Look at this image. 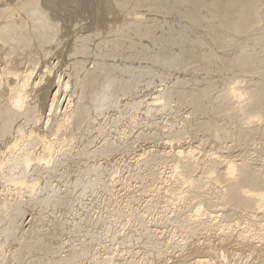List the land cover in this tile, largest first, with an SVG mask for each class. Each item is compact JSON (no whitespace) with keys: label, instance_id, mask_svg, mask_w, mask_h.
<instances>
[{"label":"rangeland","instance_id":"1","mask_svg":"<svg viewBox=\"0 0 264 264\" xmlns=\"http://www.w3.org/2000/svg\"><path fill=\"white\" fill-rule=\"evenodd\" d=\"M35 1L37 3L36 5L33 6L32 4H30L32 2L31 0H0V74H5L6 72L11 71L16 74L18 73L19 75L20 74L23 75L24 73H26V71L27 72L32 71L31 72L33 74L32 78L34 80L31 79L29 88L31 85L33 86H31L32 88H30L31 92H29L30 89L28 87L27 88L29 90L27 89V91L29 92V95L31 97V102H34V100H36L35 104L39 105L38 109H40V111L42 110L41 112L38 111L36 113L38 116L36 117L35 122H31L27 124V122L24 121V119L20 118L19 124H18V119H19L18 118L17 123L15 122L14 129L12 131L13 134L11 133L12 137L10 136L7 142H3L2 144H0V149H1L0 150V179H1L0 180V207H2L0 208V224H2L0 225V227L2 228V229L0 228V248L3 246V248L0 249V255L2 254L0 257V264H25V263L26 264H35V263L37 264H42V263L43 264H56V263L57 264H97V263L104 264L103 262H105L108 259H111L113 262L115 261L116 263L114 264H144L146 262L148 264H264V217H261V218L259 217L261 220H258L259 219L258 217H254V218L251 217L253 221L250 218L249 220L248 218L243 220L240 214H238L237 212H233L231 217H228V219L226 217V219H224L223 214H222L223 210H221L220 207H217V208L210 207L211 209H214V211L215 209L218 210L216 213L213 212L214 214L212 215L219 214V216L217 215V219L215 218L214 219L215 221L213 222L219 223L218 221L220 222L222 221L221 224L222 225L225 224V228L224 226H223V229H221L222 227L221 228L218 227V229L215 228V230L208 229V228L207 229L202 228V231H201L200 229L196 230L195 227L191 225H182V224L177 225L171 219L173 218V215L175 214L173 208H177L176 205L177 206L179 205V211L182 210L181 213L183 214L185 211V216H187V214L190 216L192 215L190 213H193L192 211L195 209V207H197L199 203L196 200H192L193 202L197 204V205L196 204L194 205L193 202L191 201L187 200L188 201L187 203L185 201L181 203V201L179 200L180 203L183 205L181 206V204L179 203L178 200H176L174 195L173 196L175 200L171 198L172 190H170L171 193L167 189H165V187H161L163 189L160 190L158 188L159 187L158 184L155 181L156 180L155 177L153 178L149 173V168L153 169L151 167H155L156 169L158 167L159 170H155V171H158L159 176L161 175L160 173L161 171H162V174L164 175L166 174L165 176L170 175V172H169L170 162H168L167 159L165 160L164 158H162L163 159L162 160L159 158L162 152H163L162 154L164 155V152L166 153L170 151L169 149H166L167 144L165 143L166 142L165 140L168 137L169 138L172 137L170 135H174L173 137H175V142L176 140L180 139L179 143L180 144L182 143L181 144L182 146L184 145L187 146L185 148L188 149V147L190 148L193 147L192 150L195 149L194 152H196L197 156L200 158H203V157L205 158L206 157L205 154L211 155L214 152L215 156H218V158H220V155H219L220 153L221 156L225 157V159L237 158L236 160H238V162L241 161L240 159L248 158L247 160L252 162L253 165L255 166L257 165L256 166L257 168H260V169L264 168V134L263 135L260 134L264 132L263 130L264 129V92L260 91L261 84L264 82V64L254 66L252 68H246L244 70H241V68H237V67L231 68L232 70L230 68H226L228 69L227 71L226 69H223L225 67H222L221 69V68H218V66H214V67L209 66L208 68L207 60L204 58V54L210 51L214 52L215 54H218V55L220 54L221 56H225L226 58L227 57L229 58V56H232L233 58V57H236V55L239 56L240 53H237V52H240L241 48L245 46L247 48L254 47V45L253 46L249 45V43L247 42L248 41L247 37H250V36L258 37L259 34H264V31L261 32V29L264 30V18L262 17L261 21L258 18L257 19L252 18L250 20H247L246 24L243 27H240L237 24L238 18L236 16H229L225 19V22L220 23L215 20L214 11L208 8L210 6L206 4L208 7L202 8L199 14L194 15V17L197 18L198 25H200L198 27V25H196L195 23H192L189 18L187 19L186 15L184 14L185 6L184 7L182 6L183 8L182 9L180 8L178 10H173L171 6L170 7L168 6L167 8L163 7V6H166L168 2L169 3L173 2V0H161L159 3H156L153 6H151L152 3H146L145 0H35ZM262 1L263 0H261V2L259 3V6H260L259 8L264 10V1L263 2ZM261 5L263 6L261 7ZM224 11H226V9ZM256 13L257 14L260 13V10H258V12ZM137 18L138 19L140 18L141 21H143L144 27L148 25L151 28V30L143 32L142 34L139 33L141 35L136 33L137 31L132 29L130 26L134 23L135 19ZM185 18L187 19L186 21H185ZM178 22H181V23H178ZM187 22L190 24H187ZM213 23L215 25H212ZM217 23L221 24V27H216ZM182 27L183 29L184 28L185 29L183 30ZM36 30H38L39 33L34 36L33 34ZM215 31L222 32L224 36L226 37L225 43L222 46H220V44H217V43L213 44L212 42L211 33H214ZM175 33L177 35L178 34L183 35L186 33L185 34L186 36L184 35V38L187 42L185 41L183 44L175 43V41H173V37L177 36ZM125 37H127L128 39H126ZM124 38L126 40H124ZM12 40L17 44L20 43L22 47L19 50H16L15 48H13L10 44ZM24 40L25 42L21 43ZM239 40L242 42H240ZM172 41L173 43H171ZM190 41L198 42L202 46L200 48H199L200 45L197 46L198 48L196 47L197 49H195L192 52V58H191L190 64L189 63L185 64L186 62L183 64L180 62H173V61L171 62L168 58H166L165 54L169 56L174 55L181 59L182 58L187 59L189 55L185 50H187L186 47L189 46ZM210 41L212 43H210ZM116 42L120 44V47L114 49L113 51L112 45ZM233 42L235 43L233 44ZM209 44L210 45L212 44L211 45L212 47H210ZM263 45L264 43L260 44L259 46H255L256 52L264 53L263 52L264 48H262ZM227 48H229V50ZM176 49H177V53H176ZM173 51H175V53ZM185 52L187 54L184 55ZM107 53H109L111 57L110 56L104 57V55H108ZM101 62H108L107 64H109L108 65L109 67L112 66V68L117 69L118 71H115V72L119 73L117 74L118 75L117 77H119L120 83L121 82L126 83L129 88L127 87L126 91L125 90H123V92L120 91L114 101V103L116 104L113 103L114 104L113 106L112 103H109L108 107H106L103 111H98V110L95 111L96 108L94 107L96 103H93V102L89 103L90 99H88L89 100L88 101L87 96H90V95H88L87 92H90L91 94V91L88 89L89 91L87 90L85 92L87 94H85L84 96L86 98V101L88 102H86L84 99L83 101L81 100L80 102L83 103L85 101L84 106H86V103L87 105L89 104L92 105V109L90 105V108L88 111L89 112L88 118H87L88 122L87 123L86 121L85 123L83 122L85 125L88 123L90 124L88 126L87 125L77 126L74 123H71L73 122L72 120L73 118H71L73 117L72 111H74L72 108H75L74 106H76V104L78 103L76 102V99L80 94L78 92H80L79 90L81 89L80 86H82L81 84L85 78L84 75L88 74L86 72L92 71L94 68H97L96 66H98L99 65L98 63H101ZM141 62L143 63V65H141L142 64ZM194 62H197V63H194ZM193 64H195V66H192ZM183 65L185 68L183 67ZM44 67L47 69H45ZM123 69L125 70V72ZM104 72L106 73L104 75V78H105V76L108 75L110 72H108V74H107V71H104ZM185 73L186 74L188 73V74L186 75ZM17 75L12 73L9 77H12V76L14 77ZM101 76L100 78L101 80H103L104 79L103 75ZM69 77H71L72 79H70ZM67 80H71V82L69 81L68 82L69 84H68ZM187 80H189V82ZM60 81L61 82L63 81V82L60 83ZM65 82L66 84H64L63 86V83ZM9 84L10 83L4 82L3 86L1 87L2 88L1 90L5 91V93L6 91L8 92V94L3 93V96L5 97H7L6 95L10 94L8 90ZM37 84H39L38 87L40 86L39 87L40 89L37 87ZM40 84L42 85L43 88H41ZM67 84L68 86H65ZM48 85H50V87L52 85L53 87L49 88ZM59 85H62L63 88L65 87L63 89L60 86L62 90L58 98V102L63 103V104L61 103L62 105H61L60 110H63L64 113L62 111L61 112L57 111V113L55 112L56 113L55 115H53L54 113L51 114L52 115L51 117L53 119L50 117L51 120L49 119L50 120L49 122V120H46L47 118H45V115L48 114L47 108H48L49 95H50L51 90L54 87L56 88L57 86H58L57 88H59ZM138 85L140 86L138 87ZM177 85L178 87L180 86L179 89L177 88ZM232 85H235L237 88L236 89L237 92L236 93L234 92L235 94L233 92L232 93L229 92L228 90V88ZM35 86H36V89H35ZM78 86H79V89L77 90ZM189 86L190 87L192 86V88L190 89ZM46 87L49 90H47ZM188 87L190 90L188 89ZM170 88L172 91L179 90L184 93H185V90L186 92H188V90L193 91V92L195 91L199 92V91H202L203 89L209 88V92H205L203 95H201L202 97H200L199 99V104L204 103L207 105L209 101L208 97H213L216 99L218 98L219 100L226 101L225 105L223 106L224 111L226 112L225 119L224 117H221L222 118L221 119L220 114H218L216 111L214 112L213 110H209V112L204 113V114H199L192 110V105H190L189 103L184 104L183 102H181L180 99H177L176 97L174 98L167 97L166 92L169 91ZM181 89L184 91H182ZM45 90L48 92V94ZM140 93H141V96H140ZM237 93H242V95L239 97ZM159 94H160V98L158 97ZM162 95H163V98L161 99ZM70 98H72V101L74 100V102H72ZM157 98H159L160 100L156 101ZM163 99H167V100L164 101ZM160 101H163L162 105H165V106H162V109L160 108L161 107L160 104H159L160 107L159 105H157ZM179 101L181 104L179 103ZM31 104L33 105V103ZM155 106L159 108L157 109ZM187 106H189V108ZM120 107H122L121 108L123 109L122 111L120 110ZM140 107L142 108L140 109ZM114 108L115 110H112ZM67 110L68 111L70 110V111L68 112ZM105 110L106 111L108 110V111L106 112ZM171 111H174V112H171ZM66 112L68 116L70 115L69 122H66V126H68L69 129L65 127L64 125L65 128L64 127L63 128L65 130H63V128L62 130H60V133L62 132V134L58 133L57 135L56 133L55 135L54 130L50 131L49 128L53 129L51 127L54 125L55 120L57 121V119H59L60 114L58 113H62L60 116L61 117L60 119H62L64 118V115L66 116ZM70 113H72V115ZM200 113H203V112H200ZM94 115L95 116L97 115V116L94 117ZM215 115H219L220 119L217 118V116ZM42 118H43L42 120L43 122L40 121ZM66 118L67 117H65V119ZM53 120H54V123L51 122ZM174 120L176 121L174 122ZM205 120H208V121L212 120L214 121L213 123L214 124L216 123L218 126L217 127L212 126L213 130H208V129L206 130L205 128L204 130L202 128L203 129L202 131L200 125L202 124L201 122L204 123ZM46 122L47 124H45ZM170 122L172 123L174 122V123L173 124L171 123L170 125ZM34 123L36 124L34 125ZM69 123L71 125H69ZM196 123H199V124H196ZM73 124L75 125V127L72 126ZM197 125L198 127H196ZM31 126H32V130H31ZM71 126H72V129H71ZM33 127H35L34 132L35 133L38 132V133L33 134L34 132H31L33 131ZM79 127H81L82 129L81 128L79 129ZM38 128L40 129L38 130ZM180 129L182 130V134L180 132L181 131ZM26 130L27 131L30 130V131L27 133ZM47 130L49 131V133ZM67 130L68 132H66ZM43 131H45L48 134L47 135L48 137L50 138L54 137L53 139L55 140L54 151L50 155L51 159H49L50 158L48 156L49 153L45 152L46 149L44 145L42 144V142L36 140L37 134L43 135L45 133ZM63 131L65 132L63 133ZM27 134L28 136L30 135L31 138L28 137ZM24 135L27 136L24 139L25 142L23 141L24 143L22 142L20 144L21 146L19 145L18 147H16V149L15 147L12 148V146L14 145V142H16L20 136L23 137ZM176 135L180 136L181 138L177 137ZM60 138H61V141H60ZM92 138L94 139L92 140ZM32 140L33 141L36 140L37 142L34 141L35 143H33ZM62 140L63 141L65 140V141L62 142ZM66 143H68V145ZM112 143L113 145H111ZM106 145H108L107 146L108 148H109V145L110 147L113 148V150L112 148H109L110 149L109 151L111 152L113 151L112 153L111 152H108V154L105 153L104 150L107 149V147H105L104 149V146ZM33 147H35L34 149L36 150V153H38L41 157L43 156L42 158L40 157V159L41 160L43 159V160L42 161L40 160V162H37L38 164H36V166H34V163H33L35 162V160L30 159V158L27 161L25 160V158H27L28 156L26 157V154L24 151L27 150L28 152ZM162 148L163 150H161ZM4 149H6L5 152H3ZM11 149L12 150L14 149V150L12 151ZM216 152H218V154ZM82 154H84L85 156L87 155V156L85 157ZM155 155H156V158H155ZM61 156L63 158H61ZM18 157L21 159L18 160L19 159ZM44 157L48 159H44ZM224 157H221V159L225 160ZM68 158L70 160L72 159L71 161L73 163L69 161ZM147 159L149 160V162L145 163ZM25 163L27 165H25ZM150 163H151V166H150ZM23 164L25 165L24 168H26L27 166V169H25L26 171L25 173L27 174V177H28L27 179H29V181L31 179L32 182L34 181V183L35 182L37 183L39 181L38 184H36L37 189L35 187L33 190L32 189L29 190L27 186L21 187V186H18L17 184L15 185L14 183H12V180H11L12 178L18 177L20 174L24 176L23 175L24 169L23 170L20 169L23 166ZM146 164L149 165L150 167L146 166ZM4 165L7 169L4 167ZM37 165L38 166L40 165L39 166L40 168ZM44 166L45 167L47 166V168L44 169L45 168ZM72 167L74 168L72 169ZM38 168L39 170L33 172V170H36ZM16 169L17 170L20 169V170L14 171ZM128 169H130L131 171H128ZM40 170H42L43 173ZM46 170H51V171L47 172ZM81 170L84 171L85 173L82 172ZM92 170L94 171V173L96 171V174L92 173L93 172ZM5 171L6 173L8 172L7 174H10L11 176L4 173ZM38 171H40L41 174ZM12 175L14 177H12ZM90 175L92 178L89 177ZM85 176L87 177V179L84 178ZM173 179H176V178H173ZM145 182L148 184L145 185ZM143 183H144V186H142ZM12 185H14L15 188H13ZM183 185L185 186L187 184L186 183L182 184L181 187L178 188V190L182 188V190H180L181 192H183L184 189H186L187 187L185 186L183 189L182 187ZM78 187H80L81 189ZM104 188L107 192L104 190ZM17 189L20 190V192ZM157 189L160 191H158ZM14 192L16 195H14ZM155 192L157 194L154 195ZM58 193L59 194L61 193V194L59 195ZM166 193H168L170 196ZM47 195L49 197H47ZM162 195H164V197H162ZM51 198H53L54 200H52ZM8 199H10V201ZM36 199L37 201H35ZM162 200L163 202H160ZM4 201H6V203H4ZM7 201L10 203H8ZM149 202L151 203V205ZM162 204L163 206H161ZM57 206H59L60 208ZM131 206H133V208ZM220 206H222V204ZM223 207L226 212L230 211V210H226V207L228 206H223ZM33 208L35 211L33 210ZM109 209H111L112 211ZM228 209H230V207ZM165 210L168 212L170 211L169 212L170 214L168 212H165ZM8 213L10 215H8ZM49 213L51 214L49 215ZM52 214L53 216H51ZM12 215L15 217H13ZM65 215H66V218H65ZM79 215L81 216V218ZM40 216H42L41 217L42 219L40 218ZM9 217L12 218V220L10 219L11 221L9 220ZM204 217L206 219L208 215ZM208 218L212 219L211 216ZM256 218L258 221H255ZM164 219H167V221H165ZM246 221H250V222H246ZM66 223H68L67 226H66ZM258 223H260V225H258ZM174 224L177 226H175ZM53 225L55 226L54 228H52ZM259 226L262 228H259L257 232V229ZM3 227L5 229H3ZM124 227H127L129 229L124 228ZM246 227L247 228L249 227L250 229L249 228L248 229L250 231H253V232L255 231L254 238L251 241L252 244L248 243L247 241L248 239L246 237L243 238L241 236L240 241H236V242H235L236 238L226 237L230 233L229 231H232V230L237 231L239 229L246 228ZM216 229L218 231H216ZM224 229H226L227 231L225 230L226 231L225 232ZM12 231H15V232H12ZM236 231H235V234H237L238 232ZM12 234L14 236L13 238H12ZM151 234H153V236ZM35 239L36 240L38 239L36 243L34 241ZM129 240H131V242ZM32 241H34L33 244L35 243V245L38 242L39 243L43 242L44 246H45V243L47 245L49 244V246L47 245L45 246L46 248L48 247L47 248L48 251L46 249L37 250L39 252L38 253L35 249V245H32ZM84 242L85 244H83ZM167 243H168V246H167ZM29 244H31V246ZM157 244H160V245H157ZM26 246L29 248L27 249ZM78 248H80V250ZM154 248L156 249L155 251H154ZM151 249H153V252ZM53 250H54V253H53ZM34 251L36 254L34 253ZM20 252L21 254H19ZM76 252L78 254H75ZM98 252L100 254H98ZM57 255L59 256L57 257ZM108 255H110V257ZM73 256H75V258ZM105 257L106 258L108 257V258L106 259ZM35 259L38 262H36ZM98 259L100 260L98 261ZM18 260L22 263H19ZM101 260L103 262L100 263ZM209 260H211V262H209Z\"/></svg>","mask_w":264,"mask_h":264},{"label":"bare ground","instance_id":"2","mask_svg":"<svg viewBox=\"0 0 264 264\" xmlns=\"http://www.w3.org/2000/svg\"><path fill=\"white\" fill-rule=\"evenodd\" d=\"M32 2L30 3V4H32L33 6L34 5H36V1L35 0H31ZM146 1V3H152L151 4V6H153L154 4H156V3H159L161 0H145ZM179 1V2H178ZM264 1V0H263ZM262 1V2H263ZM261 2V0H173V2H168V4L166 5V6H163L164 8H167L168 6L170 7H172V9L173 10H178V9H182L184 6V8H185V15H186V17H187V19L189 18L190 20H191V22L192 23H195L196 25H198V23H197V18H195L194 17V15L195 14H199V12H200V10L202 9V8H204V7H208L206 4H208L210 7H208V8H210L211 10H213L214 11V14H215V20L216 21H218V22H220V23H222V22H225V19L227 18V17H229V16H236L238 19H237V24L240 26V27H243L245 24H246V22H247V20H250V19H260V21H261V18L263 17L264 18V10L263 9H261V8H259L260 6H259V3ZM189 4V5H188ZM190 4H192V5H190ZM261 4H263V3H261ZM183 6V7H182ZM263 5H261V7H262ZM226 9V11H224ZM258 10H260V13H256V12H258ZM141 14V13H140ZM175 17V16H174ZM136 18V17H135ZM182 18V17H181ZM186 18H185V21L187 20ZM132 20H134V19H132ZM184 20V19H183ZM214 20V21H215ZM190 22V21H189ZM178 23H181V22H178ZM177 24V23H176ZM187 24H190V23H188L187 22ZM212 25H215L214 23L212 24ZM176 26H178V25H176ZM192 26V25H191ZM200 25H198V27H199ZM132 29H134L135 31H137L136 33H143V32H146V31H149V30H151V28L148 26V25H146V27H144V25H143V21H141V19L139 18H137V19H135V21H134V23L130 26ZM197 27V28H198ZM216 27H221V24H219V23H217V25H216ZM180 28V27H179ZM130 29V28H129ZM182 29H183V27H182ZM185 29V28H184ZM183 29V30H184ZM187 29V28H186ZM191 29H192V27H191ZM179 30H181V29H179ZM198 30V29H197ZM178 31V30H177ZM189 31V30H188ZM262 31H264L263 29H261V32ZM176 32V31H175ZM187 32V31H186ZM201 32H203V31H201ZM39 32H38V30H36L35 32H34V36L36 35V34H38ZM135 33V34H136ZM141 34H139V35H141ZM176 34V33H175ZM186 34V33H185ZM185 34H176L177 36H174L173 37V41H175V43H178V44H183L186 40H185V38H184V35ZM210 34V33H209ZM173 35V34H172ZM188 35V34H187ZM203 35V34H202ZM186 36V35H185ZM204 36V35H203ZM205 37V36H204ZM256 36H250V37H247V39H248V43H249V45H251V46H253L254 45V47H251V48H247L246 46L245 47H243V48H241V50H240V52H237V53H240L239 54V56H237L236 55V57H233L232 58V56H229V58L227 59L225 56H221L220 54L218 55V54H215L214 52H208V53H206V54H204V58L207 60V64H208V68H209V66H211V67H214V66H218V68H221L222 69V67H225V68H223V69H226V68H234V67H237V68H241V70H244V69H246V68H252V67H254V66H258V65H260V64H264V53H262V52H260V53H258V52H256V50H255V46H259L260 44H262V43H264V34H259L258 35V37H256ZM126 39H128L127 37H125ZM124 38V40H126ZM160 39V38H159ZM211 39H212V42H213V44L215 43H217V44H220V46H222L224 43H225V40H226V37L224 36V34L222 33V32H220V31H215L214 33H211ZM161 41V40H160ZM173 41L171 42V43H173ZM202 41V40H201ZM201 41H199V42H201ZM205 41V40H204ZM240 41V40H239ZM245 41V40H244ZM25 42V40L24 41H22L21 43H24ZM169 42V41H168ZM187 42V41H186ZM211 41H210V43H212ZM236 42V41H235ZM235 42H233V44L235 43ZM240 42H242V41H240ZM209 43V42H208ZM239 43V42H238ZM11 46L13 47V48H15L16 50H19L22 46H21V44L20 43H15L13 40L11 41ZM164 44H166V43H164ZM188 44V43H187ZM205 44H206V42H205ZM237 44V43H236ZM245 44V43H244ZM173 45V44H172ZM200 45V43H198V42H193V41H190L189 42V46L188 47H186L187 48V50H185L187 53H188V55L190 56V58H189V56H188V58L187 59H181V58H179V57H176V56H174V55H172V56H169V55H167V54H165L166 55V58H168L171 62L173 61V62H180V63H185V64H187V63H189L190 64V61H191V58H192V52L195 50V49H197L198 47L197 46H199ZM210 45V44H209ZM212 45V44H211ZM210 45V47H212ZM144 46V45H143ZM152 46V45H151ZM164 46V45H163ZM166 46V45H165ZM237 46V45H236ZM120 47V44L118 43V42H116V43H114L113 45H112V50L114 51V49H116V48H119ZM153 47V46H152ZM162 47V46H161ZM167 47H168V45H167ZM174 47V46H173ZM182 47V46H181ZM197 47V48H196ZM200 47H202L201 45L199 46V48ZM214 47V46H213ZM216 47V46H215ZM224 47H226V46H224ZM229 47V46H228ZM231 47V46H230ZM238 47H240V46H238ZM158 48V47H157ZM156 48V49H157ZM163 48H165V47H163ZM175 48H177V47H175ZM235 48V47H234ZM262 48H264V45H263V47ZM172 49H174V48H172ZM222 49V48H221ZM228 50H229V48H227ZM148 50V49H147ZM169 50H171V49H169ZM191 50V51H190ZM211 50V49H210ZM226 50V49H225ZM238 50V49H237ZM117 51V50H116ZM115 51V52H116ZM160 51V50H159ZM158 51V52H159ZM179 51V50H178ZM197 51V50H196ZM236 51V50H235ZM263 51V50H262ZM143 52H144V50H143ZM163 52H165V51H163ZM174 53H175V51H173ZM184 53V55L185 54H187V53ZM226 52V51H225ZM233 52V51H232ZM264 52V51H263ZM165 53H167V52H165ZM176 53H177V49H176ZM182 53V52H181ZM202 53V52H201ZM214 53V54H213ZM108 55H104V57H109L110 56V54L109 53H107ZM156 54V53H155ZM230 54H231V52H230ZM233 54H235V53H233ZM160 55V54H159ZM180 55V54H179ZM183 55V54H182ZM195 55V54H194ZM198 55H200V54H198ZM145 56V55H144ZM143 56V57H144ZM196 56V55H195ZM111 57V56H110ZM164 57V56H163ZM185 57V56H184ZM231 57V58H230ZM132 58V57H131ZM152 58V57H151ZM165 58V57H164ZM194 58H196V57H194ZM199 58V57H198ZM130 59V58H129ZM205 59H203V60H205ZM194 60V59H193ZM197 60H199V59H197ZM196 60V61H197ZM49 61V60H48ZM111 61V60H110ZM164 61V60H163ZM195 61V60H194ZM125 62V61H124ZM166 62V61H165ZM168 62V61H167ZM193 62V61H192ZM201 62H203V61H201ZM108 62H101V63H98L99 65L98 66H96L97 68H94L92 71H88V72H86V73H88V74H86V75H84V80H83V82H82V86H80L81 87V89H79V86H78V88H77V90L79 89L80 90V92H78V93H80L79 94V96L77 97V99H76V102H78L77 104H76V106H74L75 108H72L74 111H72L73 112V117H71V118H73L72 120H73V122H71V123H74L75 125H77V126H79V125H85L84 123H85V121H86V123L88 122V120H87V118H88V111H89V108H90V105L91 104H89V103H91V102H93V103H96V105H95V107L94 108H96L95 109V111L96 110H98V111H103L106 107H108V104L109 103H112V105L114 106V104H116V103H114V101H115V98L117 97V95L119 94V92L120 91H122L123 92V90H125L126 91V89H127V84L126 83H123V82H121L120 83V81H119V77H117L118 75L117 74H119L118 72H115V71H118L117 69H115V68H112V66L111 67H109L108 65L109 64H107ZM128 63V62H127ZM142 63V62H141ZM194 63H197V62H194ZM37 64V63H36ZM47 64V63H46ZM49 64V63H48ZM57 64V63H56ZM118 64V63H117ZM120 64V63H119ZM145 64V63H144ZM149 64V63H148ZM184 64V65H185ZM29 65V64H28ZM34 65V64H33ZM141 65H143V63L141 64ZM181 65V64H180ZM184 65H183V67H184ZM123 66V65H122ZM161 66V65H160ZM173 66V65H172ZM192 66H195V64H193ZM191 66V67H192ZM46 67V66H45ZM44 67V68H45ZM119 67V66H118ZM171 67V66H170ZM179 67V66H178ZM182 67V66H181ZM182 67V68H183ZM196 67H197V65H196ZM204 67V66H203ZM88 68V67H87ZM163 68V67H162ZM185 68V67H184ZM188 68H190V67H188ZM201 68V67H200ZM34 69V68H33ZM35 69H36V67H35ZM45 69H47V68H45ZM51 69V68H50ZM125 69V68H124ZM123 69V70H124ZM165 69V68H164ZM163 69V70H164ZM168 69V68H167ZM170 69V68H169ZM179 69V68H178ZM177 69V70H178ZM204 69V68H203ZM52 70V69H51ZM90 70V69H89ZM159 70V69H158ZM171 70V69H170ZM183 70V69H182ZM185 70V69H184ZM190 70V69H189ZM207 70V69H206ZM210 70V69H209ZM208 70V71H209ZM220 70V69H219ZM227 71H228V69H226ZM225 70V71H226ZM232 70V69H231ZM230 70V71H231ZM104 71H107V74H108V72H110L108 75H106L105 76V78H104V75L106 74ZM138 71H139V69H138ZM142 71V70H141ZM167 71V70H166ZM179 71V70H178ZM212 71V70H211ZM225 71H224V73H225ZM226 71V72H227ZM32 71H29V72H27L26 71V73H24L23 75H19L18 73V75L16 74V73H14V72H11V71H8V72H6L5 74H0V144H2L3 142H7V140H9L8 138L11 136V133H12V131H13V129H14V125H15V122L17 123V119H18V124H19V120H20V118L21 119H24V121H26L27 122V124L28 123H31V122H35V119H36V117L38 116L36 113L38 112V111H40V109H38L39 107V105L38 104H35V101L36 100H34V102H31V97H30V95H29V92H31V89L30 88H32L31 86H33V85H31L30 86V88H29V85H30V82H31V79H33L32 78V73H31ZM123 72V71H122ZM124 72H125V70H124ZM132 72V71H131ZM173 72V71H172ZM194 72V71H193ZM192 72V73H193ZM219 72V71H218ZM10 73V74H9ZM15 74V75H17V76H12V77H9L11 74ZM42 73V72H41ZM104 73V74H103ZM129 73V72H128ZM139 73H141V72H139ZM144 73V72H143ZM143 73H142V75H143ZM149 73V72H148ZM161 73V72H160ZM183 73V72H182ZM43 74V73H42ZM48 74V73H47ZM82 74V73H81ZM186 74V73H185ZM188 74V73H187ZM186 74V75H187ZM197 74H198V72H197ZM196 74V75H197ZM49 75V74H48ZM101 75H103V80H101V78H100V76ZM133 75V74H132ZM138 75H140V74H138ZM148 75V74H147ZM180 75V74H179ZM190 75V74H189ZM211 75V74H210ZM50 76V75H49ZM123 76V75H122ZM163 76V75H162ZM102 77V76H101ZM125 77H127V76H125ZM131 77V76H130ZM133 77V76H132ZM137 77V76H136ZM140 77V76H139ZM179 77V76H178ZM185 77V76H184ZM183 77V78H184ZM198 77H200V76H198ZM70 79H72L71 77H69ZM129 78V77H128ZM192 78V77H191ZM60 79V78H59ZM58 79V80H59ZM101 81H100V80ZM146 79V78H145ZM175 79V78H174ZM187 79H188V77H187ZM34 80V79H33ZM61 80V79H60ZM157 80V79H156ZM186 80V79H185ZM198 80V79H197ZM38 81V80H37ZM71 82V80H67V83L68 82ZM99 81V82H98ZM124 81V80H123ZM152 81V80H151ZM154 81V80H153ZM179 81H181V80H179ZM184 81V80H183ZM188 82H189V80H187ZM4 82H6V83H10L9 85H8V90H9V92H10V94L9 95H6L7 97H5V96H3V93H5V91H3V90H1L2 88V86H3V84H4ZM40 82V81H39ZM63 82V81H62ZM61 81H60V83H62ZM126 82V81H125ZM141 82V81H140ZM172 82V81H171ZM173 82H174V80H173ZM186 82V81H185ZM184 82V83H185ZM33 83V82H32ZM37 83V82H36ZM35 83V84H36ZM58 83V82H57ZM177 83V82H176ZM176 83H174V84H176ZM179 83V82H178ZM183 83V82H182ZM64 84H66V82L65 83H63V86H64ZM69 84V83H68ZM68 84L67 85H65V86H68ZM74 84H76V83H74ZM132 84V83H131ZM138 84V83H137ZM139 84H141V83H139ZM171 84V83H170ZM173 84V85H174ZM38 85L39 84H37V87H38ZM41 85V84H40ZM161 85V84H160ZM49 86V88H52L53 86L51 85V87H50V85H48ZM55 86V85H54ZM60 86L62 87V85H59V88H53L52 90H51V92H50V95H49V100H48V114L47 115H45V118H47L46 120H49L50 119V117L52 116L51 114H53V115H55L56 113H57V111H62L63 113H64V111L63 110H60L61 109V105L63 104L62 102V104L60 103V102H58V98H59V95L61 94V88H60ZM140 85H138V87H139ZM204 86V85H203ZM30 89V91L28 92L27 91V89L28 88ZM40 87V86H39ZM38 87V88H39ZM180 87V86H179ZM179 87H178V85H177V88L179 89ZM190 87V86H189ZM189 87H188V89H189ZM201 87V86H200ZM41 88H43L42 87V85H41ZM63 88V87H62ZM65 88V87H64ZM63 88V89H64ZM129 88V87H128ZM168 88V87H167ZM173 88H175V87H173ZM192 88V86L190 87V89ZM210 88V87H209ZM209 88H207V89H203L202 91H199V92H193V91H189L188 90V92H186V90H185V93L184 92H181V91H179V90H171V88L169 89V91H165L166 92V94H167V97H176L177 99H180L181 100V102H183L184 104H186V103H189L190 105H192V110L194 111V112H197V113H199V114H204V113H207V112H209V110H213L214 112L216 111L218 114H220V118L221 117H224V119H225V111H224V108H223V106L225 105V103H226V101H223V100H219L218 98L216 99V98H213V97H208L209 98V101H208V103H207V105L206 104H204V103H200L199 104V99H200V97H202L201 95H203L205 92H209ZM28 89V90H29ZM35 89H36V86H35ZM40 89V88H39ZM46 89L47 90H49L47 87H46ZM59 89V90H58ZM90 90L91 91V94H90V92H87L88 93V95H90V96H87V100L88 99H90V102L88 103L89 105H87V103H86V106H84L85 104H84V102L86 101V98L84 97L85 96V94H87V93H85L87 90ZM150 89V88H149ZM236 86L235 85H232V86H230L229 88H228V90H229V92H237L236 91ZM44 90V89H43ZM67 90V89H66ZM88 90V91H89ZM134 90V89H133ZM137 90V89H136ZM135 90V91H136ZM165 90H167V89H165ZM182 90V89H181ZM193 90H194V88H193ZM198 90H200V89H198ZM33 91V90H32ZM42 91V90H41ZM46 91V90H45ZM69 91V90H68ZM72 91V90H71ZM182 91H184V90H182ZM260 91H262V92H264V82L261 84V87H260ZM36 92V91H35ZM38 92V91H37ZM39 92H40V90H39ZM38 92V93H39ZM47 92V91H46ZM75 92H77V91H75ZM75 92H74V94H75ZM65 93V92H64ZM164 93V92H163ZM234 93V94H235ZM5 94H8V92L6 91V93ZM45 94V93H44ZM47 94H48V92H47ZM71 94H73V93H71ZM132 94V93H131ZM136 94V93H135ZM194 94H196V95H194ZM238 94V96L240 97L241 95H242V93H237ZM34 95V94H33ZM66 95V94H65ZM208 95H209V93H208ZM42 96V95H41ZM71 96H73V95H71ZM121 96V95H120ZM128 96V95H127ZM131 96V95H130ZM129 96V97H130ZM140 96H141V93H140ZM35 97V96H34ZM39 97V96H38ZM89 97V98H88ZM128 97V98H129ZM135 97V96H134ZM159 98H160V94H159V96H158ZM166 97V98H167ZM33 98V97H32ZM63 98V97H62ZM133 98V97H132ZM159 98H157L156 99V101L158 100H160ZM163 98V95L161 96V99ZM165 98V97H164ZM41 99V98H40ZM71 99V101H72V98H70ZM69 99V100H70ZM79 99V100H78ZM83 99L85 100L83 103H81L80 101L82 100L83 101ZM155 99V98H154ZM168 99V98H167ZM167 99H163L164 101L165 100H167ZM170 99V98H169ZM33 100V99H32ZM143 100V99H142ZM146 100V99H145ZM149 100V99H148ZM37 101H39V100H37ZM62 101V100H61ZM89 101V100H88ZM88 101H86V102H88ZM118 101V100H117ZM125 101V100H124ZM172 101V100H171ZM72 102H74V100L72 101ZM127 102V101H126ZM133 102V101H132ZM146 102V101H145ZM151 102V101H150ZM155 102V101H154ZM31 103H33V105L31 104ZM37 103V102H36ZM71 103V102H70ZM114 103V104H113ZM118 103V102H117ZM134 103V102H133ZM144 103V102H143ZM158 103V102H157ZM162 103H163V101H160L157 105H161V107H160V105H159V107L162 109V106H165V105H162ZM166 103V102H165ZM173 103V102H172ZM179 103H180V101H179ZM41 104V103H40ZM42 104H43V102H42ZM123 104V103H122ZM138 104V103H137ZM142 104V103H141ZM181 104V103H180ZM46 105V104H45ZM73 105V104H72ZM71 105V106H72ZM111 105V106H112ZM121 105V104H120ZM134 105V104H133ZM156 105V104H155ZM175 105V104H174ZM110 106V105H109ZM126 106V105H125ZM128 106V105H127ZM135 106V105H134ZM167 106V105H166ZM180 106V105H179ZM41 107V106H40ZM117 107V106H116ZM124 107V106H123ZM149 107V106H148ZM147 107V108H148ZM157 109L159 108V107H157V106H155ZM154 107V108H155ZM182 107V106H181ZM188 108H189V106H187ZM110 108V107H109ZM122 107H120V110L122 111L123 109H121ZM142 107H140V109H141ZM155 108V109H156ZM166 108V107H165ZM175 108V107H174ZM186 108V107H185ZM191 108V107H190ZM91 109H92V105H91ZM90 109V110H91ZM111 109V108H110ZM109 109V110H110ZM131 109V108H130ZM160 109V110H161ZM176 109V108H175ZM178 109V108H177ZM112 110H115V108L114 109H112ZM111 110V111H112ZM139 110V109H138ZM145 110V109H144ZM167 110V109H166ZM181 110V109H180ZM218 110V111H217ZM42 111V110H41ZM40 111V112H41ZM66 111V110H65ZM68 111V110H67ZM70 111V110H69ZM68 111V112H69ZM106 111V110H105ZM108 111V110H107ZM106 111V112H107ZM133 111H135V110H133ZM162 111V110H161ZM39 112V113H40ZM56 112V113H55ZM94 112V111H93ZM139 112V111H138ZM151 112V111H150ZM168 112V111H167ZM171 112H174V111H171ZM191 112V111H190ZM189 112V113H190ZM200 112H203V113H200ZM91 113V112H90ZM158 113V112H157ZM170 113V112H169ZM58 114H60L59 115V119H57V118H55V119H57V121L55 120V123H54V120L53 121H51L52 123H54V125L51 127V126H49V127H51V128H53V129H50L49 128V130L51 131H53L54 130V134L56 135V133H57V135H58V133H60V130H62V128L64 127V125H65V127H67L68 128V126H66V122H69V117H70V115L68 116L67 115V112H66V116L64 115V118H62V119H60L61 117V114L62 113H58ZM71 115H72V113H70ZM93 114V113H92ZM112 114V113H111ZM129 114V113H128ZM150 114V113H149ZM165 114V113H164ZM191 114V113H190ZM42 115V114H41ZM40 115V116H41ZM90 115V114H89ZM105 115V114H104ZM144 115V114H143ZM153 115V114H152ZM175 115V114H174ZM178 115V114H177ZM97 116V115H96ZM95 115H94V117H96ZM103 116V115H102ZM137 116H138V114H137ZM169 116V115H168ZM215 116H217V118H219V115H215ZM54 117H56V116H54ZM65 117H67L66 119H65ZM99 117V116H98ZM107 117V116H106ZM111 117V116H110ZM117 117V116H116ZM119 117H120V115H119ZM129 117H130V115H129ZM188 117V116H187ZM213 117V116H212ZM52 118V117H51ZM70 118V119H71ZM122 118V117H121ZM177 118H178V116H177ZM219 118V119H220ZM53 119V118H52ZM103 119V118H102ZM112 119V118H111ZM222 119V118H221ZM259 119H261V118H259ZM38 120V119H37ZM43 120V118L40 120L41 122H43L42 121ZM51 120V119H50ZM50 120H49V122H50ZM91 120V119H90ZM133 120V119H132ZM212 120H213V118H212ZM212 120H210V121H208V120H205L204 121V123L203 122H201L200 124V126H201V129L203 128H205L206 130L208 129V130H213V127L212 126H215V127H217L218 125L215 123H213L214 121H212ZM23 121V120H22ZM95 121V120H94ZM93 121V122H94ZM110 121V120H109ZM113 121V120H112ZM176 120H174V122H175ZM219 121V120H218ZM40 122V123H41ZM84 122V123H83ZM92 122V121H91ZM104 122H106V121H104ZM127 122V121H126ZM125 122V123H126ZM173 122V123H174ZM189 122V121H188ZM200 122V121H199ZM37 123V122H36ZM36 123H34V125L36 124ZM52 123H51V125H52ZM57 123V124H56ZM83 123V124H82ZM171 123L172 122H170V125H171ZM172 123V124H173ZM45 124H47V122L45 123ZM72 125V126H74L75 127V125ZM90 123H88V124H86L87 126L89 125ZM110 124V123H109ZM108 124V125H109ZM123 124V123H122ZM144 124V123H143ZM150 124V123H149ZM169 124V123H168ZM196 124H199V123H196ZM220 124V123H219ZM21 125V124H20ZM26 125V124H25ZM69 125H71L70 123H69ZM85 125V126H86ZM166 125V124H165ZM72 126H71V129H72ZM112 126V125H111ZM152 126H153V124H152ZM174 126H175V124H174ZM173 126V127H174ZM188 126V125H187ZM18 127V126H17ZM16 127V128H17ZM27 127V126H26ZM29 127V126H28ZM35 127H37V126H35ZM35 127H33V131H31V132H34L35 130H34V128ZM64 127V128H65ZM83 127V126H82ZM90 127V126H89ZM102 127V126H101ZM107 127V126H106ZM150 127V126H149ZM171 127V126H170ZM193 127V126H192ZM191 127V128H192ZM196 127H198V125L196 126ZM63 128V130H65ZM77 128V127H76ZM81 127H79V129H80ZM112 128V127H111ZM151 128V127H150ZM175 128V127H174ZM23 129V128H22ZM40 128H38V130H39ZM69 129V128H68ZM74 129V128H73ZM82 129V128H81ZM170 129V128H169ZM197 129V128H196ZM200 129V130H201ZM203 129H202V131H203ZM204 129V130H205ZM17 130V129H16ZM15 130V131H16ZM31 130H32V126H31ZM77 130V129H76ZM151 130V129H150ZM174 130V129H173ZM181 130V129H180ZM187 130V129H186ZM194 130V129H193ZM264 130V129H263ZM24 131V130H23ZM22 131V132H23ZM27 131V130H26ZM26 131H25V133H26ZM30 131V130H29ZM29 131H27V133L29 132ZM37 131V130H36ZM42 131V130H41ZM41 131H40V133H41ZM48 131V130H47ZM72 131V130H71ZM172 131V130H171ZM170 131V132H171ZM177 131V130H176ZM198 131V130H197ZM43 132H45V131H43ZM65 131H63V133H64ZM66 132H68V130L66 131ZM75 132H77V131H75ZM115 132V131H114ZM156 132V131H155ZM181 132V134H182V130L180 131ZM180 132H178V133H180ZM184 132V131H183ZM252 132H254V131H252ZM18 133V132H17ZM36 133H38V132H36ZM35 132L33 133V134H36ZM46 133V132H45ZM45 133L42 135V134H37V139L36 140H38V141H40V142H42V144L44 145V147H45V149H46V151L45 152H48L49 153V157H50V155H51V153L54 151V143H55V140L51 137H48L47 135V133H46V135H45ZM48 133H49V131H48ZM51 133H53V132H51ZM71 133V132H70ZM83 133V132H82ZM89 133V132H88ZM167 133V132H166ZM13 134V133H12ZM15 134V133H14ZM31 134V133H30ZM60 134H62V132L60 133ZM84 134V133H83ZM91 134H92V132H91ZM98 134V133H97ZM105 134V133H104ZM152 134H154V133H152ZM158 134V133H157ZM203 134V133H202ZM258 134V133H257ZM261 135H263L264 134V132L263 133H260ZM68 135V134H67ZM95 135V134H94ZM192 135V134H191ZM208 135V134H207ZM210 135V134H209ZM19 136V135H18ZM27 136H28V134H27ZM26 135H24L23 137H19L18 139H17V141L16 142H14V145L12 146V148H14L15 147V149H16V147H18L23 141L25 142V137H27ZM33 136V135H32ZM35 136V135H34ZM92 136V135H91ZM124 136V135H123ZM153 136V135H152ZM170 136H172V137H168L165 141V143L167 144V147H166V149H169L170 151H168V152H164V155L161 153V151H160V153H161V157L159 156V158L160 159H162V158H164L165 160L167 159L168 160V162H170V168H169V172H170V175H168V176H165L164 174H162V171L160 172L161 173V175L159 176V173H158V171H155V170H159L158 169V167L155 169V167H151V168H153V169H150L149 168V173H150V175L154 178L155 177V181H156V183L158 184V188L161 190V189H163V188H161V187H165V189H167L170 193H171V191L170 190H172V197L171 198H173L174 200H175V198H176V200H180L181 201V203L183 202V201H185L186 203L188 202V201H191V202H193L192 200H196L199 204L197 205L195 202H193V204L195 205H197V207H195V209L192 211L193 213H190V214H192V215H188L187 214V216H185V211H184V214L183 213H181L182 212V210L181 211H179V205L177 206L176 205V207L177 208H173V210H174V212H175V214L173 215V218H171L172 219V221L175 223V224H182V225H191V226H194L195 227V229L197 230H201L202 231V228H205V229H214L215 230V228H217L218 229V227H222L221 229H223V226H224V228H225V224L224 225H222L221 224V222L220 221H218L219 223H216V222H213V221H215L214 219L216 218L217 219V215L219 216V214H216V215H212V214H214V213H216L218 210L217 209H215V211H214V209H211L210 207H214V208H217V207H220V209L221 210H223V217H224V219H226V217H227V219H228V217H231L232 216V213L233 212H237L238 214H240V216H241V218H243V220L244 219H247L248 218V220H249V218L251 219V217H264V168L262 169H260V168H257L255 165H253V163L252 162H250L249 160H247L248 158H245V159H240L241 161L240 162H238V160H236L237 158H235V159H231V158H229V159H225V157L224 156H221V154L219 153V155H220V158H218V156H215V153L213 152L212 154H214V155H206L205 154V158L203 157V158H200V157H198L197 156V153L196 152H194V150H192V148H190V147H188V149L187 148H185V147H187V146H182L180 143H179V138H181L180 136H177V137H179V138H177V139H179V140H176V142H175V137H173L174 135H170ZM193 136V135H192ZM206 136V135H205ZM12 137V136H11ZM28 137H30V135L28 136ZM57 137V136H56ZM63 137V136H62ZM61 137V138H62ZM68 137V136H67ZM98 137V136H97ZM118 137V136H117ZM156 137V136H155ZM183 137V136H182ZM187 137V136H186ZM191 137V136H190ZM216 137V136H215ZM31 138V137H30ZM33 138V137H32ZM61 138H60V141H61ZM66 138V137H65ZM120 138V137H119ZM174 138V139H173ZM27 139V138H26ZM59 139V138H58ZM69 139V138H68ZM77 139V138H76ZM79 139H81V138H79ZM86 139H87V137H86ZM94 138H92V140H93ZM118 139V138H117ZM148 139V138H147ZM212 139H213V137H212ZM36 140H34L35 142H37ZM57 140V139H56ZM111 140V139H110ZM28 141V140H27ZM26 141V142H27ZM33 141V140H32ZM33 141V143H35ZM65 141V140H64ZM63 140H62V142H64ZM103 141V140H102ZM132 141V140H131ZM148 141V140H147ZM208 141V140H207ZM214 141V140H213ZM23 142V143H24ZM57 142V141H56ZM74 142V141H73ZM82 142V141H81ZM89 142V141H88ZM106 142H108V141H106ZM126 142V141H125ZM124 142V143H125ZM129 142V141H128ZM175 142V143H174ZM182 142V141H181ZM185 142V141H184ZM58 143V142H57ZM70 143V142H69ZM176 143H178V144H176ZM216 143V142H215ZM26 144H28V143H26ZM29 144H30V142H29ZM32 144V143H31ZM41 144V143H40ZM67 145H68V143H66ZM96 144V143H95ZM107 144V143H106ZM116 144H117V142H116ZM153 144V143H152ZM203 144V143H202ZM6 145H7V143H6ZM10 145V144H9ZM35 145V144H34ZM33 145V146H34ZM111 145H113V143L111 144ZM131 145V144H130ZM198 145V144H197ZM21 146V145H20ZM38 146H39V144H38ZM57 146V145H56ZM55 146V147H56ZM65 146V145H64ZM63 146V147H64ZM82 146V145H81ZM86 146V145H85ZM108 145H106V146H104V149H105V147H107ZM127 146V145H126ZM10 147V146H9ZM8 147V148H9ZM30 147V146H29ZM32 147V146H31ZM41 147V146H40ZM43 147V146H42ZM84 147V146H83ZM117 147V146H116ZM116 147H115V149H116ZM135 147H136V145H135ZM35 147H33V148H31L28 152H27V150L26 151H24L25 152V154H26V157L27 158H25V160L27 161L29 158L30 159H33V160H35V162H33L34 163V166H36V164H38L37 162H40V155L38 154V153H36V150L34 149ZM58 148H59V146H58ZM82 148V147H81ZM109 148H112V147H110V145H109ZM108 147H107V149H105L104 151H105V153H107L108 154V152H111V151H109L110 149H109ZM165 148V147H164ZM190 148V149H189ZM20 149V148H19ZM37 149V148H36ZM63 149V148H62ZM100 149H102V148H100ZM99 149V150H100ZM1 150V149H0ZM12 150V149H11ZM10 150V151H11ZM14 150V149H13ZM12 150V151H13ZM40 150V149H39ZM66 150V149H65ZM112 150H113V148H112ZM161 150H163V148L161 149ZM219 150V149H218ZM6 151V149H4L3 150V152H5ZM20 151V150H19ZM18 151V152H19ZM90 151V150H89ZM128 151V150H127ZM243 151V150H242ZM23 152V151H22ZM56 152V151H55ZM60 152V151H59ZM67 152V151H66ZM88 152V151H87ZM92 152V151H91ZM113 152V151H112ZM111 152V153H112ZM123 152V151H122ZM156 152V151H155ZM158 152V151H157ZM16 153H17V151H16ZM81 153V152H80ZM148 153V152H147ZM150 153V152H149ZM199 153V152H198ZM201 153V152H200ZM217 154H218V152H216ZM239 153H241V152H239ZM36 154H38V155H36ZM45 154V153H44ZM143 154V153H142ZM153 154H155V153H153ZM207 154H209V153H207ZM228 154H230V153H228ZM17 155V154H16ZM15 155V156H16ZM24 155V154H23ZM41 155H43V154H41ZM53 155V154H52ZM82 155H84V154H82ZM102 155H104V154H102ZM111 155V154H110ZM236 155V154H235ZM249 155V154H248ZM9 156V155H8ZM12 156V155H11ZM46 156V155H45ZM58 156V155H57ZM66 156H68V155H66ZM75 156V155H74ZM85 156V155H84ZM87 156V155H86ZM85 156V157H86ZM150 156V155H149ZM148 156V157H149ZM151 156H152V154H151ZM150 156V157H151ZM154 156V155H153ZM228 156V155H227ZM21 157H23V156H21ZM25 157V156H24ZM43 157V156H42ZM41 157V158H42ZM77 157V156H76ZM79 157V156H78ZM112 157V156H111ZM136 157V156H135ZM142 157H143V155H142ZM221 157H224V159L225 160H222L221 159ZM7 158V157H6ZM14 158V157H13ZM17 158V157H16ZM19 158V157H18ZM53 158H55V157H53ZM61 158H63L62 156H61ZM65 158V157H64ZM75 158V157H74ZM141 158V157H140ZM139 158V159H140ZM152 158H154V157H152ZM155 158H156V155H155ZM234 158V157H233ZM242 158V157H241ZM21 158H19L18 160H20ZM44 159H48V158H45L44 157ZM49 159H51V157L49 158ZM56 159H57V157H56ZM84 159V158H83ZM88 159V158H87ZM117 159V158H116ZM149 159V158H148ZM146 160V162L145 163H147V162H149V160ZM159 159V160H160ZM23 160V159H22ZM24 160V161H25ZM43 160V159H42ZM41 160V161H42ZM62 160V159H61ZM68 160L69 161H71L69 158H68ZM67 160V161H68ZM145 160V159H144ZM152 160V159H151ZM163 160V159H162ZM164 160V161H165ZM11 161V160H10ZM25 161V162H26ZM30 161V160H29ZM32 161V160H31ZM50 161V160H49ZM49 161H47V162H49ZM86 161V160H85ZM93 161V160H92ZM58 162V161H57ZM62 162V161H61ZM72 162V161H71ZM75 162V161H74ZM88 162V161H87ZM95 162V161H94ZM116 162V161H115ZM144 162V161H143ZM159 162V161H158ZM167 162V161H166ZM6 163V162H5ZM9 163V162H8ZM12 163V162H11ZM15 163V162H14ZM13 163V164H14ZM18 163V162H17ZM32 163V164H33ZM64 163V162H63ZM62 163V164H63ZM73 163V162H72ZM113 163V162H112ZM111 163V164H112ZM153 163V162H152ZM31 164V163H30ZM29 164V165H30ZM65 164V163H64ZM140 164V163H139ZM144 164V163H143ZM149 164V163H148ZM155 164V163H154ZM167 164V163H166ZM22 165V164H21ZM25 165H27L26 163H25ZM24 164H23V166L20 168L21 170H23L24 169V171H23V175L24 176H22L21 174L18 176V177H15V178H12L11 180H12V183H14L15 185L17 184L18 186H21V187H23V186H27V188H29V190L30 189H34L35 187H36V184H38V182L36 183H34V181L32 182V180L30 179V181H29V179H27L28 177H27V174L25 173L26 171H25V169H27V166H26V168H24V166H25ZM28 165V166H29ZM42 165H43V163H42ZM45 165V164H44ZM55 165V164H54ZM78 165V164H77ZM113 165V164H112ZM128 165V164H127ZM136 165V164H135ZM158 165V164H157ZM3 166V165H2ZM1 166V167H2ZM14 166V165H13ZM19 166V165H18ZM38 166V165H37ZM40 166V165H39ZM38 166V167H39ZM48 166V165H47ZM47 166L44 168V169H46L47 168ZM120 166V165H119ZM143 166H145V165H143ZM146 166H149V165H147L146 164ZM150 166H151V163H150ZM149 166V167H150ZM161 166V165H160ZM168 166V165H167ZM4 167H5V165H4ZM17 167V166H16ZM59 167V166H58ZM76 167V166H75ZM84 167V166H83ZM90 167V166H89ZM106 167V166H105ZM127 167V166H126ZM125 167V168H126ZM134 167H136V166H134ZM262 167V166H261ZM6 168V167H5ZM35 168H37V167H35ZM40 168V167H39ZM39 168L38 169H36V170H33V172L34 171H37V170H39ZM56 168V167H55ZM74 167H72V169H73ZM99 168V167H98ZM107 168H108V166H107ZM138 168V167H137ZM136 168V169H137ZM165 168V167H164ZM2 169V168H1ZM4 169V168H3ZM7 169V168H6ZM13 169V168H12ZM20 169H16V170H14V171H19ZM32 169V168H31ZM50 169H51V167H50ZM72 169H71V171H72ZM79 169V168H78ZM96 169V168H95ZM100 169H101V167H100ZM166 169V168H165ZM43 170V169H42ZM42 170H40L41 172H42ZM85 170V169H84ZM87 170V169H86ZM97 170V169H96ZM104 170V169H103ZM13 171V170H12ZM32 171V170H31ZM40 171H38L40 174H41V172ZM47 172L48 171H51V170H46ZM58 171V170H57ZM79 171V170H78ZM82 171V170H81ZM93 171V170H92ZM102 171V170H101ZM128 171H131L130 169H128ZM2 172H3V170H2ZM10 172H11V170H10ZM9 172V173H10ZM29 172V171H28ZM32 172V173H33ZM55 172H56V170H55ZM65 172V171H64ZM82 172H84V171H82ZM116 172V171H115ZM4 173H6V171L4 172ZM3 173V174H4ZM8 173V172H7ZM6 173V174H7ZM14 173V172H13ZM13 173H11V174H13ZM26 175H25V174ZM43 173V172H42ZM46 173V172H45ZM60 173V172H59ZM73 173H75V172H73ZM85 173V172H84ZM92 173H94V171L92 172ZM98 173V172H97ZM114 173V172H113ZM163 173H164V171H163ZM166 173V172H165ZM35 174V173H34ZM61 174V173H60ZM65 174V173H64ZM77 174V173H76ZM91 174V173H90ZM94 174H96V171H95V173ZM107 174V173H106ZM7 175H10V174H7ZM47 175V174H46ZM58 175V174H57ZM79 175V174H78ZM80 175H82V174H80ZM103 175V174H102ZM6 176V175H5ZM11 176V175H10ZM17 176V175H16ZM61 176V175H60ZM68 176V175H67ZM96 176V175H95ZM94 176V177H95ZM101 176V175H100ZM12 177H14L13 175H12ZM32 177V176H31ZM37 177V176H36ZM40 177V176H39ZM59 177V176H58ZM65 177V176H64ZM89 177H91V175L89 176ZM104 177V176H103ZM142 177V176H141ZM148 177V176H147ZM4 178V177H3ZM6 178V177H5ZM9 178V177H8ZM35 178V177H34ZM51 178V177H50ZM63 178V177H62ZM68 178V177H67ZM74 178V177H73ZM84 178H86L87 179V177L85 176ZM92 178V177H91ZM98 178V177H97ZM107 178V177H106ZM117 178V177H116ZM145 178V177H144ZM173 178H176V179H173ZM65 179V178H64ZM141 179H143V178H141ZM1 180V179H0ZM35 180V179H34ZM45 180V179H44ZM46 180H47V178H46ZM51 180V179H50ZM70 180H72V179H70ZM79 180V179H78ZM90 180V179H89ZM94 180V179H93ZM174 180V181H173ZM66 181H68V180H66ZM66 181H65V183H66ZM95 181H96V179H95ZM139 181V180H138ZM11 182V181H10ZM42 182V181H41ZM48 182V181H47ZM62 182V181H61ZM90 182V181H89ZM88 182V183H89ZM108 182V181H107ZM110 182V181H109ZM46 183V182H45ZM44 183V184H45ZM51 183V182H50ZM55 183V182H54ZM152 183V182H151ZM187 184V185H185V186H187L186 187V189H184V185L182 186L183 187V189H184V191L183 192H181L180 190H182V188L180 189V190H178V188L179 187H181V185L182 184ZM70 184V183H69ZM107 184V183H106ZM109 184V183H108ZM142 184V183H141ZM140 184V185H141ZM148 183H146L145 182V185H147ZM64 185V184H63ZM85 185V184H84ZM89 185V184H88ZM90 185H92V184H90ZM100 185V184H99ZM120 185V184H119ZM155 185V184H154ZM180 185V186H179ZM45 186V185H44ZM43 186V187H44ZM51 186V185H50ZM54 186V185H53ZM72 186V185H71ZM95 186H96V184H95ZM103 186H105V185H103ZM110 186H111V184H110ZM142 186H144V183H143V185ZM11 187V186H10ZM12 187L13 188H15L14 187V185H12ZM17 187V186H16ZM40 187V186H39ZM64 187V186H63ZM68 187H69V185H68ZM86 187V186H85ZM116 187V186H115ZM146 187V186H145ZM157 187V186H156ZM78 188H80V187H78ZM101 188V187H100ZM111 188H112V186H111ZM11 189V188H10ZM23 189V188H22ZM36 189H37V187H36ZM41 189V188H40ZM81 189V188H80ZM18 190V189H17ZM25 190H26V188H25ZM42 190V189H41ZM40 190V191H41ZM48 190H49V188H48ZM63 190V189H62ZM66 190V189H65ZM64 190V191H65ZM72 190V189H71ZM101 190V189H100ZM104 190H105V188H104ZM111 190V189H110ZM119 190V189H118ZM122 190V189H121ZM130 190V189H129ZM144 190V189H143ZM158 190V189H157ZM160 190H158V191H160ZM166 190V191H167ZM177 190H178V192H177ZM19 192H20V190H18ZM22 191H24V190H22ZM52 191V190H51ZM55 191V190H54ZM70 191V190H69ZM89 191V190H88ZM106 191V190H105ZM165 191V190H164ZM181 193H180V192ZM17 192V191H16ZM36 192H38V191H36ZM60 192V191H59ZM66 192V191H65ZM91 192V191H90ZM107 192V191H106ZM123 192V191H122ZM142 192V191H141ZM12 193V192H11ZM25 193V192H24ZM23 193V194H24ZM56 193V192H55ZM78 193V192H77ZM81 193V192H80ZM96 193V192H95ZM129 193H130V191H129ZM144 193V192H143ZM142 193V194H143ZM146 193H147V191H146ZM152 193V192H151ZM163 193V192H162ZM35 194V193H34ZM40 194V193H39ZM42 194V193H41ZM49 194H50V192H49ZM59 194V193H58ZM61 194V193H60ZM59 194V195H60ZM88 194V193H87ZM155 194H157L156 192L154 193V195ZM164 194H165V192H164ZM166 194H168V193H166ZM13 195V194H12ZM14 195H16L15 194V192H14ZM27 195V194H26ZM31 195V194H30ZM57 195V194H56ZM77 195V194H76ZM153 195V194H152ZM151 195V196H152ZM169 195V194H168ZM175 196V198H174V196ZM39 196V195H38ZM54 196V195H53ZM69 196V195H68ZM81 196V195H80ZM88 196V195H87ZM100 196V195H99ZM132 196V195H131ZM159 196V195H158ZM170 196V195H169ZM13 197V196H12ZM30 197V196H29ZM32 197V196H31ZM47 197H49L48 195H47ZM78 197V196H77ZM134 197H135V195H134ZM156 197V196H155ZM162 197H164V195H162ZM166 197V196H165ZM5 198V197H4ZM3 198V199H4ZM20 198V197H19ZM35 198V197H34ZM64 198V197H63ZM84 198V197H83ZM96 198V197H95ZM137 198V197H136ZM158 198V197H157ZM52 200H54L53 198H51ZM77 199V198H76ZM80 199V198H79ZM85 199V198H84ZM83 199V200H84ZM133 199V198H132ZM165 199V198H164ZM168 199V198H167ZM9 201H10V199H8ZM13 200V199H12ZM25 200V199H24ZM23 200V201H24ZM51 200V201H52ZM68 200V199H67ZM82 200V201H83ZM86 200V199H85ZM88 200V199H87ZM150 200V199H149ZM157 200V199H156ZM188 200V201H187ZM35 201H37V199L35 200ZM50 201V200H49ZM62 201V200H61ZM96 201V200H95ZM100 201H102V200H100ZM155 201V200H154ZM169 201V200H168ZM180 201H179V203H180ZM8 202V201H7ZM53 202H55V201H53ZM107 202V201H106ZM132 202V201H131ZM160 202H163V200L162 201H160ZM174 202V201H173ZM184 202V203H185ZM3 203V202H2ZM4 203H6V201H4ZM8 203H10V202H8ZM36 203V202H35ZM51 203V202H50ZM61 203V202H60ZM86 203V202H85ZM103 203H104V201H103ZM150 203V202H149ZM180 203V204H181ZM183 203V204H184ZM185 203V204H186ZM17 204H18V202H17ZM30 204V203H29ZM33 204V203H32ZM48 204H49V202H48ZM47 204V205H48ZM67 204V203H66ZM78 204V203H77ZM164 204V203H163ZM163 204L161 205V206H163ZM168 204V203H167ZM174 204V203H173ZM176 204V203H175ZM177 204H178V202H177ZM184 204V205H185ZM192 204V205H193ZM222 204V206H220ZM6 205H8V204H6ZM12 205V204H11ZM14 205V204H13ZM23 205V204H22ZM56 205V204H55ZM70 205H71V203H70ZM119 205V204H118ZM128 205V204H127ZM150 205H151V203H150ZM156 205V204H155ZM159 205V204H158ZM18 206V205H17ZM36 206V205H35ZM42 206V205H41ZM50 206V205H49ZM106 206V205H105ZM165 206V205H164ZM169 206V205H168ZM181 206H183L182 204H181ZM186 206V205H185ZM223 206H228V207H226V210H230V211H228V212H226L225 211V209H224V207ZM57 207H59V206H57ZM116 207V206H115ZM114 207V208H115ZM132 208H133V206H131ZM167 207V206H166ZM174 207V206H173ZM194 207V206H193ZM221 207H223V208H221ZM230 207V209H228ZM0 208H2V207H0ZM27 208V207H26ZM25 208V209H26ZM35 208V207H34ZM34 208H33V210H34ZM39 208V207H38ZM60 208V207H59ZM65 208H66V206H65ZM67 208H68V206H67ZM75 208V207H74ZM80 208V207H79ZM113 208V207H112ZM169 208V207H168ZM191 208V207H190ZM12 209V208H11ZM30 209V208H29ZM28 209V210H29ZM50 209V208H49ZM78 209V208H77ZM108 209V208H107ZM148 209V208H147ZM15 210V209H14ZM40 210V209H39ZM51 210V209H50ZM62 210V209H61ZM109 210H111V209H109ZM118 210V209H117ZM139 210V209H138ZM145 210V209H144ZM184 210V209H183ZM2 211V210H1ZM24 211H26V210H24ZM35 211V210H34ZM41 211V210H40ZM71 211V210H70ZM74 211V210H73ZM75 211H77V210H75ZM112 211V210H111ZM123 211V210H122ZM160 211V210H159ZM220 211V210H219ZM8 212V211H7ZM33 212V211H32ZM43 212V211H42ZM48 212V211H47ZM65 212V211H64ZM67 212V211H66ZM130 212V211H129ZM131 212H132V210H131ZM165 212H168V211H166L165 210ZM170 212V211H169ZM168 212V213H169ZM214 212V213H213ZM18 213V212H17ZM20 213H22V212H20ZM69 213V212H68ZM106 213V212H105ZM116 213V212H115ZM145 213V212H144ZM163 213V212H162ZM161 213V214H162ZM171 213H172V211H171ZM189 213V212H188ZM229 213V214H228ZM12 214V213H11ZM37 214V213H36ZM46 214V213H45ZM51 213H49V215H50ZM78 214V213H77ZM92 214V213H91ZM110 214V213H109ZM114 214V213H113ZM125 214V213H124ZM127 214V213H126ZM160 214V215H161ZM166 214V213H165ZM170 214V213H169ZM2 215V214H1ZM7 215V214H6ZM8 215H10L9 213H8ZM7 215V216H8ZM14 215V214H13ZM12 215V216H13ZM21 215V214H20ZM38 215V214H37ZM37 215H36V217H37ZM115 215V214H114ZM208 215V217H212V219L211 218H206L205 219V217L204 216H207ZM22 216V215H21ZM48 216V215H47ZM51 216H53V214L51 215ZM80 216V215H79ZM152 216V215H151ZM13 217H15V216H13ZM20 217V216H19ZM23 217V216H22ZM42 216H40V218H41ZM64 217V216H63ZM76 217H77V215H76ZM128 217H129V215H128ZM204 217V218H203ZM17 218V217H16ZM24 218V217H23ZM65 218H66V215H65ZM80 218H81V216H80ZM84 218V217H83ZM116 218V217H115ZM122 218V217H121ZM126 218V217H125ZM135 218V217H134ZM222 218V217H221ZM258 219V220H261V219ZM12 220V218H10L9 217V220ZM14 219V218H13ZM42 219V218H41ZM52 219V218H51ZM70 219V218H69ZM112 219V218H111ZM140 219V218H139ZM143 219V218H142ZM157 219V218H156ZM168 219V218H167ZM167 219H164L165 221H167ZM210 219V220H209ZM223 219V220H224ZM6 220V219H5ZM10 220V221H11ZM21 220V219H20ZM33 220H34V218H33ZM48 220V219H47ZM72 220V219H71ZM87 220V219H86ZM108 220V219H107ZM106 220V221H107ZM116 220V219H115ZM169 220V219H168ZM242 220V221H243ZM252 220V219H251ZM257 220V218H256V220L255 221H258ZM263 220V219H262ZM16 221V220H15ZM134 221V220H133ZM225 221V220H224ZM227 221V220H226ZM253 221V220H252ZM14 222V221H13ZM18 222V221H17ZM34 222V221H33ZM38 222V221H37ZM57 222V221H56ZM67 222V221H66ZM70 222V221H69ZM108 222V221H107ZM143 222V221H142ZM146 222V221H145ZM156 222V221H155ZM245 222V221H244ZM243 222V223H244ZM246 222H250V221H246ZM31 223V222H30ZM40 223V222H39ZM45 223V222H44ZM44 223H42V224H44ZM53 223V222H52ZM59 223V222H58ZM79 223V222H78ZM132 223V222H131ZM139 223V222H138ZM148 223V222H147ZM260 223H261V221H260ZM260 223H258V225H260ZM263 223V222H262ZM19 224H20V222H19ZM41 224V223H40ZM67 224L68 223H66V226H67ZM90 224V223H89ZM95 224V223H94ZM118 224V223H117ZM146 224V223H145ZM174 224V225H175ZM0 225H2V224H0ZM5 225V224H4ZM73 225V224H72ZM71 225V226H72ZM97 225V224H96ZM114 225V224H113ZM120 225V224H119ZM150 225V224H149ZM177 225H175V226H177ZM247 225V224H246ZM253 225V224H252ZM257 225V224H256ZM7 226V225H6ZM34 226V225H33ZM38 226V225H37ZM80 226V225H79ZM91 226V225H90ZM132 226V225H131ZM240 226H242V225H240ZM239 226V227H240ZM55 226L53 225V227L52 228H54ZM65 227V226H64ZM100 227V226H99ZM133 227V226H132ZM142 227V226H141ZM161 227V226H160ZM245 227V226H244ZM252 227V226H251ZM257 227V226H256ZM1 228V227H0ZM22 228V227H21ZM26 228V227H25ZM43 228V227H42ZM62 228V227H61ZM106 228V227H105ZM124 228H127V227H124ZM227 228H229V227H227ZM226 228V229H227ZM247 228V227H246ZM246 228H242V229H239V230H235L236 232H237V234H235V231H229L228 233V235L226 236V237H234V238H236L235 239V242L236 241H240V239H241V236L244 238V237H246L248 240V243H250V244H252L251 243V241L253 240V238H254V234H255V231L253 232V231H250L248 228L246 229ZM255 228V227H254ZM259 228H262V227H258V229H257V232H258V230H259ZM2 229V228H1ZM3 229H5L4 227H3ZM20 229V228H19ZM56 229V228H55ZM54 229V230H55ZM60 229V228H59ZM96 229H97V227H96ZM110 229V228H109ZM127 229H129V228H127ZM147 229H148V227H147ZM151 229H153V228H151ZM174 229V228H173ZM216 229V231H218ZM226 229H224V231L226 230ZM232 229V228H231ZM230 229V230H231ZM14 230V229H13ZM34 230V229H33ZM47 230V229H46ZM46 230H45V232H46ZM58 230V229H57ZM83 230V229H82ZM150 230V229H149ZM204 230V229H203ZM229 230V229H228ZM2 231V230H1ZM76 231V230H75ZM86 231V230H85ZM92 231V230H91ZM98 231H100V230H98ZM97 231V232H98ZM124 231H126V230H124ZM130 231H131V229H130ZM136 231V230H135ZM219 231H220V229H219ZM223 231V230H222ZM223 231V232H224ZM227 231V230H226ZM225 231V232H226ZM3 232V231H2ZM12 232H15V231H12ZM54 232V231H53ZM56 232V231H55ZM96 232V231H95ZM121 232V231H120ZM137 232V231H136ZM151 232H153V231H151ZM8 233H10V232H8ZM28 233V232H27ZM40 233V232H39ZM101 233V232H100ZM105 233H107V232H105ZM117 233V232H116ZM203 233V232H202ZM4 234V233H3ZM18 234V233H17ZM43 234V233H42ZM41 234V235H42ZM85 234V233H84ZM94 234V233H93ZM112 234V233H111ZM124 234V233H123ZM139 234V233H138ZM137 234V235H138ZM141 234V233H140ZM145 234V233H144ZM172 234V233H171ZM222 234V233H221ZM220 234V235H221ZM2 235V234H1ZM16 235V234H15ZM74 235V234H73ZM82 235V234H81ZM92 235V234H91ZM152 236H153V234H151ZM151 235H149V236H151ZM38 236V235H37ZM46 236H47V234H46ZM76 236H77V234H76ZM118 236V235H117ZM117 236H116V238H117ZM120 236V235H119ZM155 236V235H154ZM170 236V235H169ZM222 236V235H221ZM224 236H225V234H224ZM8 237V236H7ZM14 236H13V234H12V238H13ZM39 237V236H38ZM51 237V236H50ZM113 237V236H112ZM132 237V236H131ZM156 237V236H155ZM158 237V236H157ZM11 238V239H12ZM29 238V237H28ZM31 238H32V236H31ZM30 238V239H31ZM46 238V237H45ZM44 238V239H45ZM49 238V237H48ZM53 238H55V237H53ZM81 238V237H80ZM90 238V237H89ZM97 238V237H96ZM100 238V237H99ZM114 238V237H113ZM153 238V237H152ZM159 238V237H158ZM158 238H157V240H158ZM29 239V240H30ZM41 239V238H40ZM47 239V238H46ZM45 239V240H46ZM86 239H87V237H86ZM110 239V238H109ZM133 239V238H132ZM144 239V238H143ZM143 239H142V241H143ZM150 239H151V237H150ZM6 240V239H5ZM53 240V239H52ZM89 240V239H88ZM93 240V239H92ZM153 240V239H152ZM162 240V239H161ZM161 240H160V242H161ZM170 240V239H169ZM23 241V240H22ZM25 241V240H24ZM35 241V243H36V241H38V239L36 240H34ZM34 241H32V245H35V243L33 244V242ZM40 241H42V240H40ZM48 241V240H47ZM111 241V240H110ZM114 241V240H113ZM124 241V240H123ZM122 241V242H123ZM130 242H131V240H129ZM46 242V241H45ZM44 242V243H45ZM92 242V241H91ZM117 242V241H116ZM148 242H150V241H148ZM154 242V241H153ZM156 242V241H155ZM254 242V241H253ZM13 243H14V241H13ZM19 243H20V241H19ZM28 243V242H27ZM39 243V242H38ZM36 244L35 245V249H36V251L37 250H47V248L45 247L47 244L45 243V246L43 245V242L42 243H39V244ZM54 243V242H53ZM125 243V242H124ZM134 243V242H133ZM140 243V242H139ZM165 243V242H164ZM169 243V242H168ZM168 243H167V246H168ZM83 244H85V242L83 243ZM88 244V243H87ZM118 244V243H117ZM120 244V243H119ZM130 244V243H129ZM142 244V243H141ZM146 244V243H145ZM161 244V243H160ZM160 244H157V245H160ZM238 244V243H237ZM22 245V244H21ZM30 246H31V244H29ZM125 245V244H124ZM128 245V244H127ZM150 245V244H149ZM2 246V245H1ZM5 246V245H4ZM47 246H49V244L47 245ZM81 246H82V244H81ZM117 246V245H116ZM121 246V245H120ZM153 246V245H152ZM25 247V246H24ZM34 247V246H33ZM85 247H87V246H85ZM3 248V246L0 248V249H2ZM26 248L28 249L29 247H27L26 246ZM25 248V249H26ZM55 248V247H54ZM57 248V247H56ZM148 248V247H147ZM16 249V248H15ZM22 249H24V248H22ZM31 249V248H30ZM79 250H80V248H78ZM86 249H88V248H86ZM164 249V248H163ZM166 249V248H165ZM13 250V249H12ZM33 250H34V248H33ZM32 250V251H33ZM75 250V249H74ZM98 250V249H97ZM96 250V251H97ZM152 250V252H153V249H151ZM156 249L154 248V251H155ZM23 251V250H22ZM29 251H31V250H29ZM48 251V250H47ZM50 251V250H49ZM5 252V251H4ZM3 252V253H4ZM25 252H26V250H25ZM38 252V251H37ZM72 252V251H71ZM95 252V251H94ZM34 253H35V251H34ZM39 253V252H38ZM53 253H54V250H53ZM17 254V253H16ZM19 254H21V252L19 253ZM26 254H27V252H26ZM29 254V253H28ZM36 254V253H35ZM75 254H78L77 252L75 253ZM98 254H100L99 252H98ZM122 254V253H121ZM166 254V253H165ZM2 255V254H1ZM1 255H0V257H1ZM31 255V254H30ZM48 255V254H47ZM71 255H72V253H71ZM132 255V254H131ZM50 256V255H49ZM48 256V257H49ZM59 255H57V257H58ZM63 256V255H62ZM69 256V255H68ZM109 257H110V255H108ZM3 257V256H2ZM22 257V256H21ZM74 258H75V256H73ZM100 257V256H99ZM122 257V256H121ZM150 257V256H149ZM46 258V257H45ZM71 258V257H70ZM73 258V259H74ZM106 258V257H105ZM108 258V257H107ZM106 258V259H107ZM112 258V257H111ZM131 258V257H130ZM7 259V258H6ZM5 259V260H6ZM16 259V258H15ZM31 259V258H30ZM36 259H38V258H36ZM36 259H35V261H36ZM49 259V258H48ZM56 259V258H55ZM65 259V258H64ZM64 259H62V260H64ZM68 259V258H67ZM113 259H114V257H113ZM163 259V258H162ZM10 260V259H9ZM17 260V259H16ZM50 260V259H49ZM71 260V259H70ZM100 259H98V261H99ZM116 260V259H115ZM123 260V259H122ZM121 260V261H122ZM147 260V259H146ZM2 261V260H1ZM19 261V260H18ZM20 261H21V259H20ZM19 261V263H22V262H20ZM32 261H34V260H32ZM55 261V260H54ZM57 261V260H56ZM59 261V260H58ZM166 261V260H165ZM206 261H207V259H206ZM16 262V261H15ZM30 262H31V260H30ZM36 262H38V261H36ZM42 262V261H41ZM66 262V261H65ZM97 262V261H96ZM101 262H103L102 260L100 261V263ZM131 262V261H130ZM209 262H211V260H209ZM18 263V262H17ZM52 263V262H51ZM56 263V262H55ZM60 263H62V262H60ZM104 264H106V263H108V264H114V263H116L115 261L113 262L111 259H108V260H106L105 262H103ZM125 263V262H124ZM147 263V262H146ZM146 263H144V264H146ZM26 264V263H25ZM35 264H37V263H35ZM43 264V263H42ZM57 264V263H56ZM98 264V263H97ZM148 264V263H147Z\"/></svg>","mask_w":264,"mask_h":264}]
</instances>
